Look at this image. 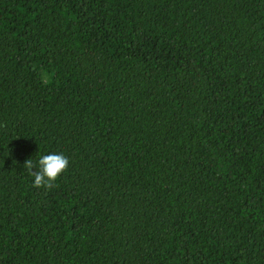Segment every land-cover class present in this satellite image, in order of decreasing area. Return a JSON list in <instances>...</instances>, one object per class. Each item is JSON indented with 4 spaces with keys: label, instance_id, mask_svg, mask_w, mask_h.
Returning <instances> with one entry per match:
<instances>
[{
    "label": "trees",
    "instance_id": "16d2710c",
    "mask_svg": "<svg viewBox=\"0 0 264 264\" xmlns=\"http://www.w3.org/2000/svg\"><path fill=\"white\" fill-rule=\"evenodd\" d=\"M0 264H264V0H0Z\"/></svg>",
    "mask_w": 264,
    "mask_h": 264
},
{
    "label": "clouds",
    "instance_id": "9594fccd",
    "mask_svg": "<svg viewBox=\"0 0 264 264\" xmlns=\"http://www.w3.org/2000/svg\"><path fill=\"white\" fill-rule=\"evenodd\" d=\"M68 165V157L63 154L53 153L40 157L37 171H33L36 165L33 164L31 159L26 160L24 167L34 177V187L51 189L60 175L68 169Z\"/></svg>",
    "mask_w": 264,
    "mask_h": 264
}]
</instances>
